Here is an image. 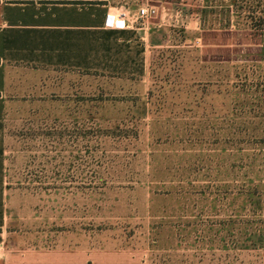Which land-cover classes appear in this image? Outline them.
I'll return each instance as SVG.
<instances>
[{
    "label": "rangeland",
    "instance_id": "rangeland-1",
    "mask_svg": "<svg viewBox=\"0 0 264 264\" xmlns=\"http://www.w3.org/2000/svg\"><path fill=\"white\" fill-rule=\"evenodd\" d=\"M141 3L111 12L147 31L134 70L9 68L11 240L97 264H264V0Z\"/></svg>",
    "mask_w": 264,
    "mask_h": 264
},
{
    "label": "crops",
    "instance_id": "crops-1",
    "mask_svg": "<svg viewBox=\"0 0 264 264\" xmlns=\"http://www.w3.org/2000/svg\"><path fill=\"white\" fill-rule=\"evenodd\" d=\"M141 1L0 0V153L5 141L2 133L6 101L3 95L9 68L43 65L134 70L146 55L147 31L135 27L109 29L105 22L115 6L127 5L135 11L142 5ZM152 29L151 25L147 30ZM6 199L4 165H0V264H97L89 260L87 254L83 255L86 260L79 262L81 254L78 252L30 250L14 244L12 232L6 228ZM98 256L105 255L94 257Z\"/></svg>",
    "mask_w": 264,
    "mask_h": 264
},
{
    "label": "built area",
    "instance_id": "built-area-1",
    "mask_svg": "<svg viewBox=\"0 0 264 264\" xmlns=\"http://www.w3.org/2000/svg\"><path fill=\"white\" fill-rule=\"evenodd\" d=\"M155 7H141L138 10V20H146L156 14ZM133 16L129 10H120L117 13L108 14L106 17L105 26L109 29L124 30L131 26V19Z\"/></svg>",
    "mask_w": 264,
    "mask_h": 264
}]
</instances>
